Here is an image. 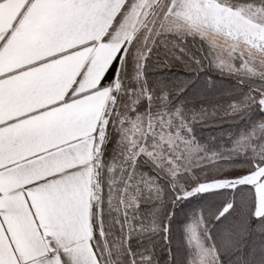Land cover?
<instances>
[{"label": "snow or ice", "instance_id": "6c2138e0", "mask_svg": "<svg viewBox=\"0 0 264 264\" xmlns=\"http://www.w3.org/2000/svg\"><path fill=\"white\" fill-rule=\"evenodd\" d=\"M138 33L130 88L118 62ZM154 51L161 76L150 83ZM173 66L185 70L189 88L200 77L213 87L216 70L234 75L242 94L186 108L183 86L163 74ZM261 113L264 0H0V264H176L170 247L161 261L134 239L170 246L179 203L231 191L238 203L233 196L192 214L184 226L191 252L181 260L225 264L217 238L239 249L264 233ZM245 117L250 126L228 132V146L193 134L211 119ZM114 134L119 154L109 163ZM237 158L241 171H225ZM105 212L119 227L114 240Z\"/></svg>", "mask_w": 264, "mask_h": 264}, {"label": "trees", "instance_id": "16d2710c", "mask_svg": "<svg viewBox=\"0 0 264 264\" xmlns=\"http://www.w3.org/2000/svg\"><path fill=\"white\" fill-rule=\"evenodd\" d=\"M238 3H259V0H237ZM136 44H134L135 46ZM131 46L128 49L127 55L118 62V67L122 68L127 75V83L130 88L137 87L136 83V68H137V56L135 47ZM160 53L154 51L149 63L145 65L147 71L145 76L150 83H154L161 76V70L157 67L159 63ZM119 73L113 72V77H116ZM163 74L169 76L172 79L173 84L176 87L183 86L182 99L185 100V107L199 108L203 103H215V104H228L232 99L242 94V89L238 86V82L234 75H230L226 72L219 70L210 73L212 79L215 81V85L208 88L204 83V78L200 77L196 82L195 88H189L184 86V81L189 79L183 68H177L175 66L171 68L163 69ZM108 83H111V78ZM122 102L126 101V97L120 98ZM143 107L139 110L143 111L144 107H147L146 101H141ZM260 115H264L261 113ZM258 118V117H255ZM250 126V120L248 117L243 119L228 118V119H211L203 123L197 124L194 128L193 134L197 136V139L202 143H208L210 147L217 148L221 144L228 146L229 140L226 135L228 132L238 134L240 131L245 130ZM215 137V142H211V138ZM118 135H113L105 145L104 159L106 162H112L119 154L118 148ZM245 162L241 158H237L234 166L225 169L227 172L238 173L242 169V165ZM144 171H148L150 165H142ZM235 196L238 203L241 199L239 193H233L231 191H224L222 196H214L210 193H200L194 197H189L187 200L181 202L177 206V210L174 214L171 222L172 235L170 239L172 243L170 246L162 245L157 236L150 238L146 237L143 240L133 241V247H153L157 254V258L161 261H166L169 256V247L171 249V256L176 261V264H181L182 259H186L191 252V249L187 245V240L184 232V226L189 222L192 214L197 211L214 212L217 207H222L223 203L227 202L228 198ZM237 203L233 204V208L237 207ZM144 208H149L150 205H143ZM232 209H229L231 212ZM247 209L241 207L238 209L239 215H244ZM228 213H225L227 216ZM106 221V229L111 226V234L113 240L119 236L118 225L111 224V217L107 212L103 214ZM224 218L221 217V220ZM254 219V218H253ZM219 223V222H216ZM213 232L215 233L216 224L212 225ZM103 243V239L100 240ZM217 244L221 251V259L225 264H264V233L258 231L253 232L247 241V243L239 248L230 238H225L220 241L217 238Z\"/></svg>", "mask_w": 264, "mask_h": 264}, {"label": "rangeland", "instance_id": "374dc122", "mask_svg": "<svg viewBox=\"0 0 264 264\" xmlns=\"http://www.w3.org/2000/svg\"><path fill=\"white\" fill-rule=\"evenodd\" d=\"M161 3H163V0H161ZM143 40H144L143 33H138L137 37H136V40H134L133 43H132V46H134V44H136L134 46L135 47V52H136V48L139 47L143 43Z\"/></svg>", "mask_w": 264, "mask_h": 264}]
</instances>
